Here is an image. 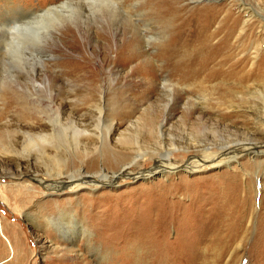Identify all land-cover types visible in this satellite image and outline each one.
Masks as SVG:
<instances>
[{
    "label": "rangeland",
    "instance_id": "374dc122",
    "mask_svg": "<svg viewBox=\"0 0 264 264\" xmlns=\"http://www.w3.org/2000/svg\"><path fill=\"white\" fill-rule=\"evenodd\" d=\"M167 1L0 0V264H264V154L22 188L264 143V0Z\"/></svg>",
    "mask_w": 264,
    "mask_h": 264
},
{
    "label": "bare ground",
    "instance_id": "6f19581e",
    "mask_svg": "<svg viewBox=\"0 0 264 264\" xmlns=\"http://www.w3.org/2000/svg\"><path fill=\"white\" fill-rule=\"evenodd\" d=\"M167 1V0H166ZM168 2V1H167ZM69 3V2H68ZM165 5V4H164ZM171 5V4H170ZM58 7H60V5H57V4H53V5H50L49 7L45 8L42 10V12L44 13H47L49 11H52L53 9H57ZM38 13V12H37ZM195 15H197V20H199L200 18L198 16H201L204 20L206 19L207 15H208V10L204 9L202 11H198L195 13ZM195 18V17H194ZM209 19H207V22H208ZM206 22V24H207ZM10 30V29H9ZM11 31V30H10ZM9 31V32H10ZM15 31V30H14ZM11 36V35H10ZM17 36V35H16ZM20 39V38H19ZM18 38H14V37H11L9 38V41H7V46L12 44L14 41H19ZM175 41H177L176 39H173L172 43H174ZM175 44V43H174ZM6 45V44H5ZM5 48V47H4ZM8 50V49H7ZM10 54V53H9ZM151 71V70H149ZM264 99V98H263ZM262 99V100H263ZM253 101V100H252ZM256 108V107H255ZM136 109V108H135ZM256 110V109H255ZM144 111V110H142ZM256 112V111H255ZM257 113V112H256ZM134 115V112L133 111H130L129 112V116H130V119L127 121L128 122V125L131 127V128H137V126H139V122L141 121L142 119V116L140 114V116L136 117L135 120L133 121L131 119V117ZM254 118L256 117L257 120H260V117L258 116H255L253 114ZM144 124V123H143ZM262 125V124H261ZM159 126V125H158ZM118 129V128H117ZM128 131H129V128L127 127ZM159 128L157 127H154V126H150V129L148 130V132L150 134H153V133H157ZM85 130V129H84ZM261 132L264 133V130H262ZM73 134V133H72ZM78 134V133H77ZM75 135V134H74ZM156 135V134H155ZM44 136V135H43ZM53 137H55V135H53ZM50 137L48 136V139ZM52 138V137H51ZM74 138V137H73ZM47 139V136L44 137V142L45 140H48ZM137 140L136 138L132 137L131 133H119L118 135V139L117 141L118 142H123L124 144H128L130 145V150H132V154L128 157L130 159L128 160H124L122 162H120L119 164V167L117 168V170H113L112 172H107L105 171L104 168L101 167L100 171H95V173L93 175H88V174H83V173H78L77 175H73V176H69L67 179L65 180H52L51 181H47L45 179H39L37 178L36 175L34 176H30V180L25 182L23 185H22V188L24 190H30V189H33L34 187V183L37 182L38 185H42L45 189H46V194L49 192L50 194L48 195H53V194H57L59 191H62V190H66L68 188L72 189V188H75V187H86V188H93L95 187L96 185H99L98 183H101V184H105V185H114V184H117L118 183V180L120 178H123V177H131V178H135V177H142V178H148L149 176H152L154 175L155 173L157 172H161V173H167V174H170V173H174L176 172V170L179 168V167H186V169H189V170H193L194 168L196 167H200V166H203V165H213V164H220L222 163L223 161L224 162H230V161H236L237 162V158L242 155V153H245L246 155H251L250 157H255V156H258V155H262L264 154V150H263V146H264V143L261 145H258L256 144L255 142H251V143H246L242 146V150L240 149V151L238 150V147L237 146H232V147H229L227 144L226 145H223L221 146L218 151H213V150H209L208 151V148L209 147H205L203 150L200 149V158L197 159V160H188L185 164H181L179 166L173 164L171 162V148L169 149H166L164 150V152L160 153V157L156 158V162H155V166H153L152 168L150 169H144V170H138V171H134L135 170V165L137 163V159L143 157L145 154L144 151H139V150H142L140 148H137L138 152H136V148H135V145H136V141ZM156 139V138H155ZM76 141L77 143L80 142V140H78L77 138H74L73 141ZM107 140V138H106ZM116 140V139H115ZM103 142L105 144H108L109 142L108 141H104ZM102 142V143H103ZM157 143V141H155ZM159 142V141H158ZM73 143V142H72ZM86 143V142H84ZM82 144V143H81ZM90 144V143H89ZM122 144V143H120ZM125 144V145H126ZM159 144V143H158ZM77 145V144H76ZM84 145H87V146H83L81 148L82 150V153L83 154H87L88 152V144H84ZM242 145V144H241ZM42 146V145H41ZM239 146V145H238ZM44 148V147H42ZM78 148V147H77ZM98 148V147H97ZM45 149V148H44ZM93 149H96V146L92 147V150ZM149 149H154V148H149ZM182 149V148H181ZM135 150V151H134ZM185 150V149H184ZM146 151V150H145ZM152 151V150H151ZM155 151V149H154ZM147 153V151H146ZM116 164V163H115ZM138 167V166H137ZM134 171V172H133ZM59 173V172H58ZM97 174V175H96ZM57 176V175H56ZM98 177L99 179H94V177ZM98 180H100V182H98ZM23 182V181H22ZM54 183V187H49L50 183ZM236 192V190H235ZM60 194V193H59ZM237 194V193H236ZM230 195V194H229ZM244 199V198H243ZM246 203V201L244 202ZM61 216V215H60ZM73 217V216H71ZM56 226V225H55ZM57 227V226H56ZM57 230V229H56ZM156 262L155 259L152 260V263L154 264ZM151 263V264H152Z\"/></svg>",
    "mask_w": 264,
    "mask_h": 264
}]
</instances>
